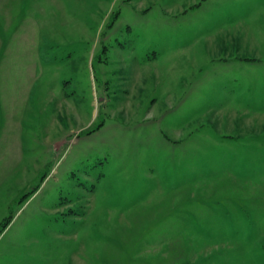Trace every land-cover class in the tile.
I'll use <instances>...</instances> for the list:
<instances>
[{
	"label": "rangeland",
	"instance_id": "rangeland-1",
	"mask_svg": "<svg viewBox=\"0 0 264 264\" xmlns=\"http://www.w3.org/2000/svg\"><path fill=\"white\" fill-rule=\"evenodd\" d=\"M0 264H264V0H0Z\"/></svg>",
	"mask_w": 264,
	"mask_h": 264
}]
</instances>
